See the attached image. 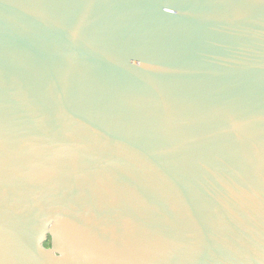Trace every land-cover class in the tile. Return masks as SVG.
I'll return each mask as SVG.
<instances>
[{"label": "water", "instance_id": "95a60500", "mask_svg": "<svg viewBox=\"0 0 264 264\" xmlns=\"http://www.w3.org/2000/svg\"><path fill=\"white\" fill-rule=\"evenodd\" d=\"M0 264H264V0H0Z\"/></svg>", "mask_w": 264, "mask_h": 264}]
</instances>
